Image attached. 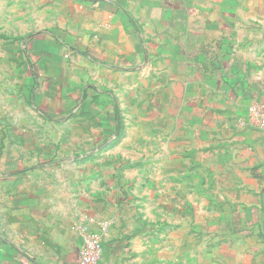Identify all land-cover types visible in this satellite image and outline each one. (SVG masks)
<instances>
[{"label":"crops","instance_id":"0c3cea01","mask_svg":"<svg viewBox=\"0 0 264 264\" xmlns=\"http://www.w3.org/2000/svg\"><path fill=\"white\" fill-rule=\"evenodd\" d=\"M68 3V36L109 73L136 132L158 136L127 162L141 174L125 190L141 199L144 234L157 223L159 263L264 264V130L246 118L264 102V0ZM11 167L0 161V264H76L82 229L107 222L101 264H148L126 218L87 215L54 197L52 176Z\"/></svg>","mask_w":264,"mask_h":264},{"label":"rangeland","instance_id":"374dc122","mask_svg":"<svg viewBox=\"0 0 264 264\" xmlns=\"http://www.w3.org/2000/svg\"><path fill=\"white\" fill-rule=\"evenodd\" d=\"M78 20L68 0H0V161L52 176L54 197L64 194L87 215L126 218L148 244L138 255L160 264L157 223L144 234L141 199L125 190L126 178L141 174L127 162L146 156L143 142L158 136L136 132L141 126L126 116L109 73L80 53L78 33L68 36ZM150 217L156 221V211Z\"/></svg>","mask_w":264,"mask_h":264},{"label":"built area","instance_id":"2783aa9c","mask_svg":"<svg viewBox=\"0 0 264 264\" xmlns=\"http://www.w3.org/2000/svg\"><path fill=\"white\" fill-rule=\"evenodd\" d=\"M252 127L264 130V102H253L246 115ZM109 229L104 224L99 231L82 229L83 242L76 264H101L104 252V237Z\"/></svg>","mask_w":264,"mask_h":264}]
</instances>
